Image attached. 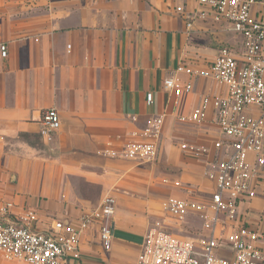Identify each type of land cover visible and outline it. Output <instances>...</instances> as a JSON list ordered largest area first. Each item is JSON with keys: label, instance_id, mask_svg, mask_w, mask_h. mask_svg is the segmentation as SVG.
<instances>
[{"label": "crops", "instance_id": "crops-1", "mask_svg": "<svg viewBox=\"0 0 264 264\" xmlns=\"http://www.w3.org/2000/svg\"><path fill=\"white\" fill-rule=\"evenodd\" d=\"M174 1L0 0V47L7 50L6 57L0 51V203L12 202L15 216L36 210L34 228L45 231L53 219L75 222L111 194V248H103L93 226L81 237L76 264H135L157 222L177 237L205 234L195 215L179 220L163 203L169 196L202 199L213 190L204 164L178 146L180 140L209 145L211 137L175 116L188 113L214 85L197 79L174 107L163 80L181 57L194 65L213 60L224 37L185 39ZM49 108L61 121L50 140L39 133ZM160 113L166 118L154 163L103 154L123 150ZM166 177L181 186L163 184ZM241 214L264 240V199L243 205ZM9 263L22 264L0 255V264Z\"/></svg>", "mask_w": 264, "mask_h": 264}, {"label": "built area", "instance_id": "built-area-1", "mask_svg": "<svg viewBox=\"0 0 264 264\" xmlns=\"http://www.w3.org/2000/svg\"><path fill=\"white\" fill-rule=\"evenodd\" d=\"M174 13L183 20L185 39L229 34L239 40L240 48L220 43L213 60L195 65L181 57L163 80L174 107L182 95L194 91L197 79L214 85L188 113L175 116L177 123L204 129L211 137L209 145L180 140L178 146L184 156L204 164V176L213 190L202 199L193 194L167 197L165 211L182 221L195 215L205 234L181 238L157 222L144 235L135 264H263V237L242 221L241 208L256 197L264 199V0H194L193 4L175 0ZM0 51L6 57V47ZM146 102L153 104L151 93ZM165 118V113L149 116L123 150L103 154L154 163ZM60 124L55 108L44 110L40 136L50 140ZM162 183L181 186L178 180ZM13 208L12 202L0 203V255L7 261L76 264L81 237L93 226L103 248H111L116 209L111 194L75 222L53 219L45 231L34 228L39 220L36 210L25 209L15 216Z\"/></svg>", "mask_w": 264, "mask_h": 264}, {"label": "rangeland", "instance_id": "rangeland-1", "mask_svg": "<svg viewBox=\"0 0 264 264\" xmlns=\"http://www.w3.org/2000/svg\"><path fill=\"white\" fill-rule=\"evenodd\" d=\"M210 43H213V45L215 47H217L218 45L216 44L217 42L216 41H213V42H210ZM222 45L224 46H234L236 48H240V42L239 40H237L236 37H234L233 35H229V34H226L224 35V40L223 42H221ZM220 45V44H219ZM206 178V177H205ZM164 179H168V177L164 178ZM163 180V179H162ZM156 221L153 222V224L155 223ZM181 222V221H180ZM197 236H194V237H188V238H195ZM10 264V263H9Z\"/></svg>", "mask_w": 264, "mask_h": 264}]
</instances>
